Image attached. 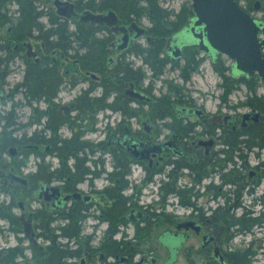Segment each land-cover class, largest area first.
Wrapping results in <instances>:
<instances>
[{"label": "flooded vegetation", "instance_id": "flooded-vegetation-1", "mask_svg": "<svg viewBox=\"0 0 264 264\" xmlns=\"http://www.w3.org/2000/svg\"><path fill=\"white\" fill-rule=\"evenodd\" d=\"M164 1L0 0V95L5 96L0 105L15 94L21 96L0 112V191L8 198L6 205L0 204V213L9 210L11 218L4 220L16 241L7 250L22 249L12 264H42L33 247L50 246L40 236L50 228L56 230L60 248L72 249L68 264H254L258 259L254 243L243 246L238 237L255 228L252 219L257 215L239 211L240 194L242 186L261 175L259 169L244 166L241 183L238 167L233 181L221 180L216 193L208 182L201 195L204 203L194 205L189 192L182 209L170 208V201L180 198L178 181L186 182L184 188L190 191L192 169L205 166L225 134L246 132L264 119V111H249L260 113L258 120L251 116L243 122L242 113L231 114L228 124L211 122L215 114L226 115L210 113L194 99H180L172 83L154 95V81L168 67L181 72L189 61L208 58L215 67L225 60V55L212 59L185 33L195 16L192 0L178 8ZM236 1L264 22V0ZM31 12L37 25L23 27ZM89 16H106L108 21ZM132 24L145 32L138 34ZM176 45L178 55L173 54ZM160 59L165 63L161 74L153 68ZM15 60L21 65L20 79L6 90ZM190 78L181 76L186 82ZM65 84L71 93L79 90L63 98ZM21 105L28 109L24 122L15 112ZM196 109L206 114L205 120L190 112ZM192 117L197 120L189 122ZM176 122L190 124L176 130ZM195 123L201 131H194ZM87 133L95 140L86 139ZM140 144L157 149L135 157L131 148ZM182 169L186 174L178 180L175 175ZM166 172L168 179L157 183L156 202L144 203L147 195L141 189ZM164 186L173 191H162ZM186 223L194 225L188 229L182 225ZM70 225L75 232L71 239L61 230Z\"/></svg>", "mask_w": 264, "mask_h": 264}, {"label": "rangeland", "instance_id": "rangeland-1", "mask_svg": "<svg viewBox=\"0 0 264 264\" xmlns=\"http://www.w3.org/2000/svg\"><path fill=\"white\" fill-rule=\"evenodd\" d=\"M187 2L188 0H165L164 4L167 5L170 2V5L178 8L182 3ZM3 4V2H1ZM0 4V10L2 8V5ZM13 9V7H11ZM4 10V9H3ZM139 42L145 43V40L141 39ZM225 66L228 68L232 61L227 58V56H224ZM19 61L15 60L11 62L9 67V73L6 78V90H9L11 86H13L19 79L20 75V69L17 70V67L21 68V65H17ZM139 62V60L136 61V63ZM149 72V71H148ZM183 70L181 72L172 70L170 67L167 68V71L165 75L160 79L154 81V87H153V93L155 96H159L163 92L167 91L168 88L171 86L172 88L175 86V89L177 91L178 97L180 99H183L185 101H188V99H194L196 106H202L210 113H219L223 115H240L242 113H246L251 111L254 107H251L249 105L250 102H254L257 99L264 96V82L259 80L260 82L258 84H255V89H251L245 82H241L239 84L235 83V88L233 89V83L229 84L227 83V80H225L220 73L215 69L211 61L206 58L204 61L200 62V65L198 69H196L190 78L189 81H184L181 79ZM227 76L230 75V71L226 70ZM149 79H146L144 85L147 84V81ZM228 85V87H227ZM81 87V86H80ZM233 89V90H232ZM79 89L77 88L73 93H71V90L68 89L67 85H63L60 93H62V97L66 98L68 95L73 96L77 93ZM228 90H230V93L227 95ZM21 96L20 94H15L14 98L10 100L9 98L6 100V102L2 105H0V112L6 111L10 109L12 106V103L16 100L20 101ZM23 102V101H22ZM18 115V121L24 122L25 117L28 113V109L26 106H16V111ZM196 117H192L189 119V122L196 121ZM115 121V120H114ZM189 122H176L175 129L178 130L181 126H186ZM174 124V125H175ZM190 124V123H189ZM104 124L102 123V126ZM194 131H201V126H198V123L194 124ZM188 126V125H187ZM23 129L16 132L17 135H19L22 132ZM168 131L164 128H162V134L166 135ZM228 135V136H227ZM86 139L93 141L95 140L94 136L91 133H87L85 135ZM250 134L246 133L245 131H241L239 133H231V134H225L223 143L220 145L218 149H216L210 157L206 160L205 166H202L207 172V175L203 178L202 183H195L194 181V169H192V175L193 179L191 178V183L188 184V187H191L190 193L194 197L193 204L196 206H199L201 203H204L205 200H202L201 195L205 193V188L208 185V182H213V193L217 192V188L223 185L221 182L224 180V176L227 178H235V172L236 168L240 169V171H244L243 167L246 166L250 169H259L261 171V175L253 179L249 186L245 187V189L241 192H243L240 195V213L247 210H252L253 215H257L256 218H258V222L254 223L255 228L253 230H250L248 232H245L241 234L238 239L243 246H248L249 243H254L253 247L255 250L258 251V259L254 264H264V256L262 255V250L264 248V148H260L259 146H254L252 148H248L247 144L255 142L253 138H250ZM224 144V145H223ZM237 149H233L235 147ZM232 148V150H231ZM234 150V151H233ZM236 151V152H235ZM5 160H7V157H3ZM54 162V161H52ZM169 168H166V171L168 172ZM167 172L164 176V174L157 175L155 177L154 184H148L144 188L141 189L140 193L147 195L146 198H144L142 201L144 203L149 202H156L157 196H156V188L157 183L160 182L161 178L162 180H167L168 175ZM232 172L234 174H232ZM182 174L185 173V169H182L179 171V173L176 174V178L178 180L181 179ZM142 175V173H141ZM187 179V177L185 178ZM245 179V178H244ZM243 180H240L241 183H243ZM189 180V179H188ZM222 180V181H221ZM101 184H98L97 186H100ZM186 185V182H180L178 181L177 187L180 190H186L184 187ZM186 187V188H188ZM127 193H130L131 190L127 189ZM153 194V195H152ZM153 197H152V196ZM237 197V196H236ZM181 198V197H180ZM178 198L171 200V209H182L180 207L182 199ZM233 198V197H232ZM7 195L5 193H2L0 191V204L6 205L7 203ZM187 202V200H186ZM183 203V202H182ZM185 204V203H183ZM182 204V205H183ZM193 205V206H194ZM225 208V207H224ZM225 210V209H224ZM17 211H15L16 213ZM173 212V210L171 211ZM5 218L0 217V251L3 252L4 250H7L9 246H12L15 244V239H13L12 231L9 230L7 221L4 220ZM7 220V219H6ZM130 235V233L128 234ZM43 243V242H42ZM24 244V243H23ZM22 244V245H23ZM261 245V247H260ZM156 248H159V246H156ZM160 250V248H159ZM162 251L164 249L161 248ZM4 253V252H3ZM27 254V253H26Z\"/></svg>", "mask_w": 264, "mask_h": 264}, {"label": "water", "instance_id": "water-1", "mask_svg": "<svg viewBox=\"0 0 264 264\" xmlns=\"http://www.w3.org/2000/svg\"><path fill=\"white\" fill-rule=\"evenodd\" d=\"M194 18L191 26L186 30V34H190L198 42L202 52L215 59L218 55H225L231 61L232 77L235 75L252 76L257 75L264 81V22L256 20L236 0H192ZM108 16V15H107ZM113 16L110 23H114L116 18ZM92 20L108 21L106 16H89ZM130 28L137 30V33H143L144 30L139 29L135 24ZM122 32H126L124 27H117ZM137 34V35H138ZM171 41L168 42V48ZM180 46L174 47V55L180 53ZM128 94L138 98H145L143 94L138 92L128 91ZM5 96L0 95V101H3ZM148 99V98H147ZM203 120V115L206 114L200 110H191ZM252 116L258 120L260 113H244L243 122ZM232 115L215 114L209 119L211 122L225 121L227 124L232 119ZM210 140L208 143H212ZM207 143V142H204ZM140 147L133 145L131 150L133 155L137 157H146L150 151L157 148L149 147L147 144H140ZM67 199V198H66ZM194 225L193 223H189ZM189 224L185 225L189 229ZM179 225L178 227H182Z\"/></svg>", "mask_w": 264, "mask_h": 264}, {"label": "trees", "instance_id": "trees-1", "mask_svg": "<svg viewBox=\"0 0 264 264\" xmlns=\"http://www.w3.org/2000/svg\"><path fill=\"white\" fill-rule=\"evenodd\" d=\"M2 2H3V0H2ZM28 16H29V18L27 19V21L22 22L24 24L22 26L23 27H29L31 25V27H32L33 25H37V22L35 21L33 12H31V14H28ZM145 59L148 60L147 57ZM194 61H196V60H194ZM194 61H189L188 63L183 65L182 76H183L184 80H188L191 77L192 73L196 69H198L200 62H194ZM164 66H165V63L163 61H161V59H160L159 64H157L156 67L153 65V68L156 72H159V74H161V73H163ZM215 69L218 71V73H220V75L225 80H227V83H229V84L233 83V87H232L233 89L235 88L234 87L235 83L239 84L240 81L245 82L251 89H255V84H258L260 82L258 77H255L252 81H247V80H236V79H233L231 76H227L228 74L226 73V70L228 71L229 67L227 68L225 66V61L223 59H221L220 62L215 66ZM227 87H228V85H227ZM229 93H230V90H228V93H226V94L228 95ZM249 105L251 107H254V108H257V109L264 111V96L257 99L254 102H250ZM246 133L251 135L250 138L256 139V140L254 139L255 142H253V143L249 142L247 144L248 148H252L254 146H259L260 148H264V119L261 120L259 123L251 125V127H249L246 130ZM233 149L234 150L237 149L236 146L233 147ZM231 150H232V148H231ZM194 168H195L194 169V181H195V183H200L203 180V178L207 175V172H206V170H203L204 169L203 167L202 168L201 167L200 168L194 167ZM232 174H234V173L232 172ZM175 177H176V175H175ZM224 177H225L224 178L225 183L233 181V177L232 178H227L226 176H224ZM239 178H240V180L244 179V175L242 172H240ZM163 189H165L164 191L167 193H169L170 191H173L170 189V187L168 188L167 186H164V188H162V191H163ZM243 189L244 188L242 186L241 191H243ZM190 191H192V190H190ZM190 191H188V190H181V191L179 190L178 191L183 203H186V200H187L186 194L189 193ZM119 192H120V190L118 191V190L113 189V193L116 194ZM242 193L243 192H241V194ZM6 209H7V207H6ZM8 211L9 210H7L4 213H0V217L5 218V219H10L11 215H10V212H8ZM252 220H253L252 224H254V223H257L259 219L253 218ZM61 230H62V235L64 237L69 238V239H71L75 235L74 234L75 232H74L73 227L71 225L67 228H65V227L62 228ZM55 231L56 230L54 228H50V229H43V231L40 233V236H42L44 239H47L51 242L50 246H48L47 248H44V249H40L37 246L33 247V252H34L35 258H37V260L39 262H41L42 264H68L67 259L73 257L72 249H69L66 246L60 248L56 244V238L58 235L56 234ZM20 250L22 251V249H20ZM20 250L9 249V250H7L8 253H5V252L3 253L0 251V264H12L13 257Z\"/></svg>", "mask_w": 264, "mask_h": 264}]
</instances>
